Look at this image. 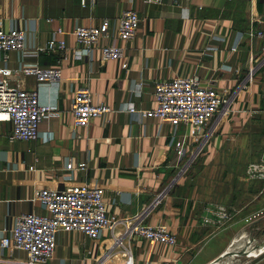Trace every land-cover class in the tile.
Returning a JSON list of instances; mask_svg holds the SVG:
<instances>
[{"label": "crops", "instance_id": "1", "mask_svg": "<svg viewBox=\"0 0 264 264\" xmlns=\"http://www.w3.org/2000/svg\"><path fill=\"white\" fill-rule=\"evenodd\" d=\"M127 10L135 11L140 23L134 38L123 42L117 38V23ZM103 20L109 22L107 36L86 53L74 30L97 27ZM12 29L24 33L25 54L11 52L3 60L0 53V69L57 68L60 78L38 83L33 76L16 74L9 82L35 91L39 103L55 108L56 114L39 124L38 137L30 141L10 142L12 125L0 122V239L19 216L47 215L36 192L86 184L102 189L108 217L133 219L146 210L145 224L164 226L176 236L173 247L133 238L128 246L132 264H211L220 258L248 208L242 202L264 196V181L246 176L249 165L231 166L230 180L222 172L236 139L244 141L248 126L264 120V66L177 180L178 149L187 159L196 148L190 128L142 118L139 112L154 109L156 83L174 78L196 76L217 91L235 90L250 62L264 58V0H86L84 6L80 0H0V30ZM251 32L262 37L251 38ZM50 41L63 42L65 51H47ZM102 47H121L123 59L102 62ZM82 87L90 91L92 104L111 112L76 128L71 102ZM130 104L137 113L128 111ZM256 183L263 189L248 195ZM228 199L241 205L232 218L227 213L220 220L218 209ZM112 246L108 230L98 240L77 231L59 232L48 264H124ZM25 260L21 251L0 248V264ZM248 264H264V253Z\"/></svg>", "mask_w": 264, "mask_h": 264}, {"label": "built area", "instance_id": "2", "mask_svg": "<svg viewBox=\"0 0 264 264\" xmlns=\"http://www.w3.org/2000/svg\"><path fill=\"white\" fill-rule=\"evenodd\" d=\"M142 1L144 4H160L162 0ZM175 1L173 0L174 3ZM222 1H241L251 4L254 0ZM80 3L84 6L86 0H80ZM139 23L135 11H124L118 19L117 38L123 42L132 40ZM108 27V20H103L97 27L76 28L73 36L76 43L89 53L98 45L100 39L107 36ZM253 36L262 37L261 33H249V37ZM46 50L62 53L65 51V44L50 41ZM11 52L25 54V35L14 29L8 32L0 30V53L3 55V60H7V55ZM100 54L102 62L121 60L124 56L121 47H102ZM263 66L264 58L258 63L251 61L244 78L238 82L233 91H217L212 82L202 84L196 76L174 78L169 82H159L154 85L155 107L149 112H139V115L142 118L148 116L155 118L174 127L179 124L188 126L190 138L196 144V148L187 159L182 148L177 151L182 165L181 175L201 153L217 124L229 118L234 102L243 91L247 90L256 72ZM123 68H126V65H123ZM16 74L23 77L33 76L38 83H55L60 78V71L57 68L43 70L30 65L22 66L16 71L0 69V122H8L12 125L10 142L30 141L38 137L39 124L54 116L56 110L40 104L35 91L11 86L9 82ZM128 111L137 113L131 104L128 106ZM110 112L111 109L107 106L92 104L88 88L82 87L75 92L71 102L74 127H87L90 121ZM207 126H210V129L206 132ZM67 169L70 170L71 166L67 165ZM246 176L249 180H264V162L250 164L246 169ZM179 177L180 174L177 179ZM35 199L44 207L47 215L19 216L15 219L8 236L0 239V248L25 253L24 264H48L53 257L56 235L59 232L77 231L91 240H98L101 233L108 230L113 236L112 248L119 251L124 264H132L128 246L133 238L143 239L150 246L161 243L173 247L176 244V236L166 227H152L144 223L146 210L133 219L119 221L108 217L103 191L100 188L81 184L64 191L43 189L35 193ZM218 210L220 220L226 219L225 210L222 208Z\"/></svg>", "mask_w": 264, "mask_h": 264}, {"label": "rangeland", "instance_id": "3", "mask_svg": "<svg viewBox=\"0 0 264 264\" xmlns=\"http://www.w3.org/2000/svg\"><path fill=\"white\" fill-rule=\"evenodd\" d=\"M247 130L248 135L245 136L244 141H241L239 138L236 139V143L233 145L234 148L232 147L226 154V156L229 157L227 159V166L222 168V172H224V170L226 171V178L229 180L231 179L232 174L230 173L231 171H229L231 166H237V168L242 166L245 168L250 164H262L264 162V120L262 123H252L250 126H248ZM181 167L182 165L180 164L178 172L180 177L186 173V170H184V174L181 175ZM263 184L264 183H262V185ZM253 187L254 189L250 193H247L248 195H252L251 193L256 190L259 191V189H263V186L261 187V183H256V185ZM249 198L250 197L245 198V202H242L243 208L245 206L248 208L243 210V215L241 216L242 219L236 225L237 232L233 236L232 240L233 242L237 237H245L243 238L242 245L240 246L238 244L240 247L236 248L239 250V252H237V255L228 261V259L231 257L230 253L232 252V248L235 249L234 247L231 248V246H229V248L224 253V257L220 259L221 261L219 264L221 262H226L228 264H248L264 253V250H261L259 254H251L250 251H247L252 247L253 249H257L260 244L264 243V196L260 195L255 201L252 199L250 200ZM251 201L253 202L251 203ZM224 202L225 203L222 204V209L225 208V214L228 213L232 218V216L237 213L236 209L240 207L241 204L231 202L230 199ZM216 240L217 239L210 240L211 244H216ZM209 242H207V244ZM259 248H264V245Z\"/></svg>", "mask_w": 264, "mask_h": 264}, {"label": "bare ground", "instance_id": "4", "mask_svg": "<svg viewBox=\"0 0 264 264\" xmlns=\"http://www.w3.org/2000/svg\"><path fill=\"white\" fill-rule=\"evenodd\" d=\"M243 238H245L244 236H240V237H237L233 242H232V244L230 245L231 246V248L232 247H234L235 249H233L232 248V252L230 253L231 254V257L228 259V261L232 258V257H234V256H236L237 255V252H239V250L238 249H236L237 247H240L241 245H242V243H243ZM240 246H239V245ZM264 245V243H262V244H260L259 246H258V250L257 249H253V247L252 248H250V249H248L247 251H250L251 252V254H254V253H260L261 252V250L263 249H261V248H259V247H261V246H263ZM257 251V252H256ZM246 254V253H245ZM230 256V255H229ZM254 256V255H253ZM221 260H219V261H215V262H212L211 264H219V262H220ZM220 264H228V263H226V262H221Z\"/></svg>", "mask_w": 264, "mask_h": 264}, {"label": "water", "instance_id": "5", "mask_svg": "<svg viewBox=\"0 0 264 264\" xmlns=\"http://www.w3.org/2000/svg\"><path fill=\"white\" fill-rule=\"evenodd\" d=\"M176 180H177V178H176ZM176 180H175V181H176ZM173 183H174V181L169 185V188L173 185ZM224 255H225V254H223L220 258H218V259L215 260V261H219L220 259H222V257H224Z\"/></svg>", "mask_w": 264, "mask_h": 264}, {"label": "trees", "instance_id": "6", "mask_svg": "<svg viewBox=\"0 0 264 264\" xmlns=\"http://www.w3.org/2000/svg\"><path fill=\"white\" fill-rule=\"evenodd\" d=\"M263 109H264V108H263ZM263 109H262V110H263Z\"/></svg>", "mask_w": 264, "mask_h": 264}]
</instances>
